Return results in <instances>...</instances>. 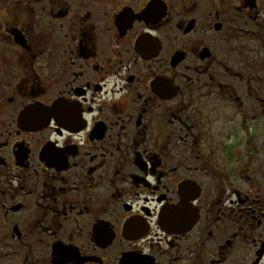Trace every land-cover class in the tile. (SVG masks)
Listing matches in <instances>:
<instances>
[{
  "label": "flooded vegetation",
  "instance_id": "flooded-vegetation-1",
  "mask_svg": "<svg viewBox=\"0 0 264 264\" xmlns=\"http://www.w3.org/2000/svg\"><path fill=\"white\" fill-rule=\"evenodd\" d=\"M264 264V0H0V264Z\"/></svg>",
  "mask_w": 264,
  "mask_h": 264
},
{
  "label": "water",
  "instance_id": "water-1",
  "mask_svg": "<svg viewBox=\"0 0 264 264\" xmlns=\"http://www.w3.org/2000/svg\"><path fill=\"white\" fill-rule=\"evenodd\" d=\"M123 264H125V263H123Z\"/></svg>",
  "mask_w": 264,
  "mask_h": 264
}]
</instances>
